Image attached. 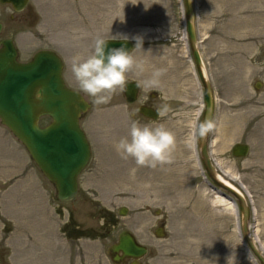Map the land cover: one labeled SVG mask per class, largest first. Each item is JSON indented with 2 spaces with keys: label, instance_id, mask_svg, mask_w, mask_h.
Segmentation results:
<instances>
[{
  "label": "rangeland",
  "instance_id": "rangeland-1",
  "mask_svg": "<svg viewBox=\"0 0 264 264\" xmlns=\"http://www.w3.org/2000/svg\"><path fill=\"white\" fill-rule=\"evenodd\" d=\"M124 2L30 0L20 13L0 5V38L13 41L19 62L30 61L40 50L62 59L66 86L90 104L80 127L91 148L78 176L77 196L61 203L53 185L0 123V264H110L102 247L108 250L122 230L147 247L142 264H233V259L234 264H258L242 236L241 214L237 209L244 246L234 212L214 203L217 192L208 186L201 166L195 125L203 111L202 87L185 36L182 0H126L122 9ZM194 4L198 48L216 102L210 158L222 179L248 195L253 209L249 235L264 254V0ZM98 36L127 37L134 43L131 55L143 62L142 72L134 68L127 73L126 83L140 85L135 103H126L117 89L108 103L97 105L76 83L71 58L87 56ZM137 37L141 48L135 47ZM157 70L158 83L145 87ZM148 94H154L153 105L160 108L155 121L137 112ZM130 120L163 124L175 133L172 163L152 168L121 159L114 143L128 135ZM236 143L249 146L245 158L231 155ZM121 208H126L125 216L119 214ZM67 214L70 227L98 238L67 240L61 232ZM161 223L163 236L158 238L154 232ZM104 228L112 233L102 239Z\"/></svg>",
  "mask_w": 264,
  "mask_h": 264
},
{
  "label": "water",
  "instance_id": "water-1",
  "mask_svg": "<svg viewBox=\"0 0 264 264\" xmlns=\"http://www.w3.org/2000/svg\"><path fill=\"white\" fill-rule=\"evenodd\" d=\"M182 1L185 35L203 89L204 108L200 123L206 119L213 122L216 102L198 48L194 0ZM28 2L29 0H0V4H10L17 13L23 11ZM107 40L109 47H120L123 44L131 53L134 49L131 40ZM0 46V123L22 144L36 167L54 186L57 200L70 202L77 195L78 176L91 155L89 143L79 124L81 116L90 109V104L80 92L66 86L62 76L63 61L55 52L41 50L29 62L21 63L17 61V50L11 39L0 41ZM260 85L257 82L255 88L258 89ZM139 88L140 85L134 81L125 84L123 94L126 103L133 104L137 101ZM137 112L153 121L160 115L158 107L140 106ZM44 117L50 118V122L41 126L40 120ZM209 133L205 139L197 135L202 167L212 188L220 190L222 196L238 206L242 235L247 247L258 263L264 264V254L256 246L254 237L249 235L252 207L248 195L242 194L216 172L215 164L210 158ZM248 153L249 146L245 143H236L231 148V155L235 159L245 158ZM125 214L126 209L121 208L120 215ZM155 236H163L161 228L155 231ZM108 252L112 262L118 264L122 258H143L147 248L138 244L129 232H122L118 242ZM119 253L121 257L118 256Z\"/></svg>",
  "mask_w": 264,
  "mask_h": 264
},
{
  "label": "clouds",
  "instance_id": "clouds-1",
  "mask_svg": "<svg viewBox=\"0 0 264 264\" xmlns=\"http://www.w3.org/2000/svg\"><path fill=\"white\" fill-rule=\"evenodd\" d=\"M125 3L126 0L122 9ZM135 39V47L139 45L141 48L142 39ZM108 41L98 36L87 56L77 54L70 61L71 73L80 90L92 97L93 103L97 105L108 103L117 89L124 90L127 73L131 70L135 68L143 71V62L137 61L123 44L120 47H109ZM160 75L159 70L154 72L152 79L144 81L145 87L156 85ZM214 126L212 121L206 119L203 123L195 125L196 133L201 139H205ZM191 140L192 137L189 136L186 141L189 147ZM175 147V133L165 125L152 127L141 125L135 120H130L128 135L114 143V149L121 159L132 158L137 166L152 168L172 163ZM131 172L134 175L135 169ZM205 261L209 264V261Z\"/></svg>",
  "mask_w": 264,
  "mask_h": 264
},
{
  "label": "flooded vegetation",
  "instance_id": "flooded-vegetation-1",
  "mask_svg": "<svg viewBox=\"0 0 264 264\" xmlns=\"http://www.w3.org/2000/svg\"><path fill=\"white\" fill-rule=\"evenodd\" d=\"M29 2H30V0H29ZM29 2H28V4H27V6L29 5ZM6 6H10L11 8H12V6L11 5H9V4H5ZM27 6H26V8H27ZM25 8V9H26ZM24 9V10H25ZM12 10H13V8H12ZM23 10V11H24ZM13 12H14V10H13ZM16 13V12H15ZM1 25V24H0ZM1 30H2V25H1ZM1 30H0V33H1ZM3 39H6L5 37L4 38H0V41H2ZM2 46H0V48H1ZM133 81V80H132ZM139 92H140V88H139ZM139 92H138V94H139ZM153 100H154V94H148L147 96H146V98H145V100H144V102H143V104H142V106H145V107H148V108H157V106H155V105H153ZM43 120H48V121H50V119L49 118H43ZM59 209V208H58ZM60 211H62L63 209H59ZM65 210V209H64ZM105 213L108 215V216H112V214H111V212L110 211H108V210H105ZM119 214H120V212H119ZM68 218H69V216H68V214H67V221H66V223L61 227V232L64 234V236L66 237V239L67 240H70V241H78V240H80V239H86V240H96V238H98V237H94V238H89V237H85L82 233H79V232H77L76 230H75V228H72V227H70V225L68 224ZM112 223L114 224V225H116V224H118V221L115 219V218H113V220H112ZM107 226H108V224H105V225H103V227H106L107 228ZM70 228H71V230H70ZM106 228H104V234H103V236L101 237L100 236V238H102V239H105V238H107V237H109V235L112 233V231L109 229V230H105ZM163 229V223H161L156 229ZM65 230V231H64ZM10 230H9V228H5V232L6 233H8ZM66 231H68V233L66 232ZM122 232H129L132 236H134V238H135V240H136V242L138 243V244H140V245H143V244H141L140 243V241L138 240V236L137 235H134V234H132L130 231H127V230H122L119 234H118V236H117V240L115 241V243H113V244H111L110 246H108V248L110 249V247L111 246H113V245H115L117 242H118V238H119V235L122 233ZM70 236V237H69ZM145 246V245H144ZM109 249L107 250V247L106 248H104V247H102V256H105L106 257V259L108 260V262L110 263V264H114L113 262H112V260H111V257L109 256ZM147 253H148V251H147ZM147 253H146V255H147ZM145 255V256H146ZM118 256H122L121 255V253H119L118 254ZM144 256V257H145ZM143 257V258H144ZM143 258H140V259H138V260H133V259H127V258H122L119 262H118V264H142L141 263V260L143 259Z\"/></svg>",
  "mask_w": 264,
  "mask_h": 264
},
{
  "label": "bare ground",
  "instance_id": "bare-ground-1",
  "mask_svg": "<svg viewBox=\"0 0 264 264\" xmlns=\"http://www.w3.org/2000/svg\"><path fill=\"white\" fill-rule=\"evenodd\" d=\"M194 151H195V153H196V150H195V148H194ZM210 154H211V151H210ZM214 164H215V166H216V168H217V166H218V164L217 163H215L214 162ZM201 171V170H200ZM205 179V178H204ZM205 181H206V179H205ZM207 183V182H206ZM208 184V183H207ZM208 186H210L209 184H208ZM217 192V191H216ZM216 195L218 196L216 199L217 200H215V204L217 203L219 206H225V205H228V209H231L233 212H234V216H235V220H236V233H237V235H238V237H239V239H240V241H241V244L243 245V241H242V239H241V235H240V231H239V224H238V221H237V219H238V217H237V206L235 205V203H233L232 201H230L229 199H227L226 197H224V196H222L221 195V193H219V192H217L216 193ZM238 212H239V210H238ZM244 246V245H243Z\"/></svg>",
  "mask_w": 264,
  "mask_h": 264
},
{
  "label": "trees",
  "instance_id": "trees-1",
  "mask_svg": "<svg viewBox=\"0 0 264 264\" xmlns=\"http://www.w3.org/2000/svg\"><path fill=\"white\" fill-rule=\"evenodd\" d=\"M65 231V230H64ZM68 233V231H66ZM69 234V233H68ZM70 237V236H69Z\"/></svg>",
  "mask_w": 264,
  "mask_h": 264
}]
</instances>
